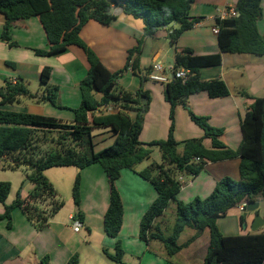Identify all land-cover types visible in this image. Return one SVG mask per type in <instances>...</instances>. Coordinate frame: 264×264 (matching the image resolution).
<instances>
[{
  "label": "trees",
  "instance_id": "16d2710c",
  "mask_svg": "<svg viewBox=\"0 0 264 264\" xmlns=\"http://www.w3.org/2000/svg\"><path fill=\"white\" fill-rule=\"evenodd\" d=\"M117 1L125 15L143 21L144 30L138 46L129 51L126 67L112 72L81 37V31L88 22L96 21L110 26L117 19L113 14L114 5L107 0H0V14L6 20L1 34L3 41H11V29L15 22L35 17L39 19L49 42L48 50H36L37 55L56 56L75 46L84 51L89 64L88 74L80 84L81 105L73 110L74 120L71 122L5 108L19 104L21 98L58 107L60 89L51 83L52 68H43L39 92L33 93L31 82L22 77L15 82L6 79L0 86V159L9 156L12 162L8 168L25 167L30 170L32 174L29 180L35 184V189L27 198L19 195L13 204L6 205L11 185L0 182V203L4 204L0 224L7 221L11 227L12 213L18 208L39 231L44 230L49 226L52 215L63 207V202L58 200V192L44 172L58 167L78 168L73 199L79 205L81 172L92 165H100L110 184L109 207L103 227L108 237L117 239L124 221V205L116 182L123 170L136 171L139 165L150 160L151 148L158 146L162 162H153L138 172L141 178L152 184L158 195L142 218L140 239L147 245L154 242L161 244L171 259L208 229L210 245L204 264H264V232L225 236L217 225L218 219L234 207L254 202L260 196L264 198V97H254L247 91L240 93L253 103L242 121L243 143L237 152L222 143L221 129L212 127L208 118L195 115L187 105L191 95L201 92L212 99L230 95L223 80L203 81L199 77L202 68L221 64V53L264 56V36L258 30L264 0H238L235 7L238 17L216 19L219 54L200 57L195 56L191 49L181 52L174 49L173 71L186 69L191 72V77L186 82L171 78L165 84L171 119H174L177 107L182 105L188 109L191 120L204 131V138L184 142L183 153L178 151L179 143L174 136L173 125L165 140L151 144L141 142L143 115L150 104V93L142 89L132 93L118 89L117 85L129 67L138 74V55L145 39L166 29L170 32L173 46L184 32L201 22L202 18L191 14L198 0ZM174 21L176 25L170 28ZM110 105L119 110L107 112ZM134 109L137 114L132 118L128 111ZM95 128H111L115 136L113 144L96 151L92 134ZM205 139H211L212 148L204 145ZM236 157L241 158L239 181L225 177L207 198H196L189 203L178 200L183 187L180 178L184 173L197 176L208 163ZM47 203L49 209L45 208ZM172 203L176 205V221L171 235H167L161 222ZM75 218L83 220L84 215L79 211ZM186 228L195 230L196 234L185 245H179V236ZM114 251V255L107 250L104 254L114 264H125L120 241L116 243ZM41 264H49V257H44ZM66 264H80L78 255H73Z\"/></svg>",
  "mask_w": 264,
  "mask_h": 264
},
{
  "label": "crops",
  "instance_id": "0c3cea01",
  "mask_svg": "<svg viewBox=\"0 0 264 264\" xmlns=\"http://www.w3.org/2000/svg\"><path fill=\"white\" fill-rule=\"evenodd\" d=\"M225 2L235 8L238 0L215 2L198 0L192 8L191 14L193 17L202 18L201 22L195 24L193 29L184 32L173 48L179 52L191 49L195 56L200 57L219 54L218 34L213 32V28L216 26V18ZM113 14L117 19L110 26L102 25L96 21L88 22L81 31V37L94 50L103 64L110 71L116 72L126 67L129 51L137 47L138 40L143 37L144 25L132 21V17L125 15L120 6L114 7ZM5 22V17L0 14V86L6 79L15 82L18 77H22L32 84L40 83L43 68L50 67L52 68L51 83L60 89L58 107L49 104H30L25 110L16 109L14 105L5 108L50 116L67 122L73 121V110L81 105L82 100L80 84L89 71L84 51L72 46L56 56H39L36 54V50H48L49 48L46 33L39 19L33 17L15 22L11 29V41L9 42L1 39ZM168 41H170V32L166 29L158 31L152 38L145 39L141 53L138 55L140 70L138 74H135L129 67V75L123 76L119 80L118 84L121 89L135 93L139 89L137 85L134 86L137 78L142 80L141 77H144L146 83L154 62H166L168 59L170 50ZM136 57L137 54L134 58ZM221 57L222 62L219 66L202 68L199 77L203 81L223 80L230 95L225 98L212 99L207 93L201 92L191 95L187 100V105L195 115L208 118L212 127L221 129L223 131L220 138L222 143L226 148L237 152L243 143L242 121L253 103L252 100L241 96L240 93L247 91L254 97H264V56L221 53ZM163 86L164 90L160 88L159 95L156 97L157 111L159 114L162 112L168 114L170 105L166 101L165 84ZM150 97L146 122H148V116H154L152 115V94ZM20 103L23 102L20 101ZM182 108L185 107L182 105L177 107L178 114L185 112ZM131 111L137 114L135 109ZM188 128L191 129V138H204V131L196 124H188ZM187 137L184 138L185 141L189 139ZM112 138H115L114 133ZM178 143L182 145L181 142ZM204 145L208 149L212 148L211 139H205ZM161 162L162 158L158 160V163ZM240 163V157L208 163L204 171L217 167L219 171L218 174H214L215 176H212L209 171L207 173L202 171L199 175L192 176V180L188 179L187 181H184L185 178L181 176L183 187L178 195V200L189 203L196 198H207L222 178H233L232 175L240 178ZM136 171L123 170L120 179L116 182L124 205V221L117 239L108 237L103 227L110 200L108 176L102 167L92 165L81 172V202L88 199L97 217L94 223L91 220L92 216L87 214L89 212L83 213L84 218L81 221L87 229L89 237L83 238L79 236L81 231L76 233L71 228L74 234H78L76 236L80 238L78 245L73 247L64 231L67 227L62 221L54 219L44 230L37 231L22 212L14 210L12 226L9 227L7 221L0 224V264H39L43 255H50L49 264H66L75 254L78 255L80 264H114L104 254V251L107 250L108 253L114 251L118 241L121 242L126 254L140 257L138 264H188L182 260L178 261L182 258V250L169 259L164 247L159 243L157 244L161 248L160 252L154 249L155 242L147 245L145 249L144 242L140 239V224L144 214L158 195L152 184L138 175L141 170L137 169ZM56 174L64 177L67 185L70 181L74 183L77 176L76 169L59 171ZM47 178L56 188V182L52 180L51 176L48 175ZM56 189L58 191V188ZM254 202H259L264 207L263 197H258ZM234 208L240 209L239 206ZM231 210L217 221L218 228L223 235L243 236L264 232V227L258 230L252 229L253 215H251L246 220L244 229L247 231L251 228L253 232L243 233L238 214ZM3 212L4 206L0 204V214ZM72 216L73 214L69 215V220ZM46 234H49L50 239L44 237L47 236ZM150 248H153V252ZM182 259L184 260V258Z\"/></svg>",
  "mask_w": 264,
  "mask_h": 264
},
{
  "label": "rangeland",
  "instance_id": "374dc122",
  "mask_svg": "<svg viewBox=\"0 0 264 264\" xmlns=\"http://www.w3.org/2000/svg\"><path fill=\"white\" fill-rule=\"evenodd\" d=\"M261 7H262V18L258 22V30H259L260 34L262 36H264V1H262ZM132 21H134V22L137 21V22H140L144 25L143 21L140 19H135L132 17ZM128 71H129V69L126 72H124V74L120 77V79L123 76H128L129 75ZM116 72H119V71H116ZM119 80H118V83H119ZM125 80H128V79L125 78ZM136 85H137V88H139L137 91H139L140 89H142L144 91H148L150 94H152V100H153L152 101V104H153L152 115H154V116L153 117L148 116V118H147L148 122H146V116L148 113L146 112L143 115L144 116V124H143L142 134L140 137V140L142 143L151 144L155 141L165 140L170 133V129H171L172 125L174 127V136L178 142H181L180 144H182L185 141L184 138H186L187 136H189V137H187V138H189L188 140L193 139L190 137V136H192V133H191V129L188 128V124L189 125H195V124L191 120V116H190L187 108H182L185 110V112H183V114H178L177 110H176L177 114L175 113L174 119H171L170 110H169L168 114L166 112H162L161 114L158 113V111H157L158 110V103H157L156 97H157V95H159V89L164 88V86H163L164 84L157 83V82H154V81L149 80V79H147L146 83H145V81L137 78L134 86H136ZM117 88L121 89L120 84L117 85ZM30 89L33 93L39 92L40 91V83L39 82L33 83V84L31 83ZM20 101L23 103L15 104L14 106H16V109L18 108L20 110H25L28 105H30V104L35 105L36 104V102H33L28 98H21ZM169 109H170V106H169ZM159 110H161V108H159ZM128 113L132 118L136 117V113H134L133 111L130 110V111H128ZM145 122H146V124H145ZM158 129H160V130H158ZM92 134H93V141L95 144L96 151H101L104 148L112 145L114 142V139L112 138L113 132H112L111 128H95L93 130ZM158 136H161V137H158ZM158 138H161V139H158ZM151 149L153 152L151 159L148 161H145L144 163L139 165L137 167V169L143 170L147 166H149L151 163L158 162V160H160L162 158V153H161L160 148L158 146H153ZM178 151L180 153H183V151H184V145L183 144L178 146ZM11 162H12V159L9 156H6L5 158L0 159V181L1 182H8L11 185V191H10L8 199L6 200V205L13 204L17 200L19 195L22 198H27L31 194V192L35 189V184L29 180V176L32 174V172L30 170L25 169V167H18L16 169L8 168V164H10ZM68 169H76L77 174L79 173V169L75 168V167L74 168H68V167L67 168H59L58 167V168H51L49 170H46L44 172V175L46 177L48 175L51 176L52 180H54V182H56L55 186H56V188H58V191L56 188L55 189L58 192V196H59L58 200L63 202V207L57 213L52 215V217L50 218L49 224L54 219L62 221L67 227V228H65L64 231L66 232L68 239H70V245L74 247V246L78 245L80 238L78 236H76L78 234H74L73 230L71 229L72 228V221L69 220V215L73 214V216L76 217V213H77L76 210H77V208H79V211H81L82 213L89 212L87 214H90L92 216L91 220L94 223L96 222L97 217H96V213L93 209V206L91 205L90 201H88V199H86L84 202L80 201L79 205H77L75 203V201L73 199V186H74L75 180H74V183H72V181H70V183L67 185L65 182V178L62 177L61 175L56 174L59 171H66ZM207 171H209L212 174V176H215L214 174H218L219 170L217 167H214V168H211L210 170H207ZM207 171L205 170L204 172L207 173ZM182 176L185 178L184 181H187L188 179L192 180V178H193L192 175L187 174V173H184ZM232 176H233V178L230 177L232 180H234V181L240 180L239 177L237 178V177H235V175H232ZM81 177H82V173H81ZM0 204H2V203H0ZM2 205L4 206V204H2ZM45 208L46 209L50 208L48 203L45 205ZM175 208H176V205L174 203H172L170 205L169 209L166 211V216L163 217V220H162L163 222H161V224H162L163 228L165 229L167 235H171V233L173 231V227L175 226V221H176ZM16 210L18 212H22L18 208ZM231 212L238 214V219L240 222V228L242 229L243 233L244 232H253L251 228H249L247 231L244 229L245 224H246V220H248L250 217V215H249V217L245 218L246 210L241 211L240 209L238 210L237 208H234L233 210H231ZM243 217L245 219V223L242 222ZM76 219L80 220L79 218H76ZM241 222H242V224H241ZM251 227H252V225H251ZM99 228H100V226H99ZM36 230L39 231L37 228H36ZM47 233H49V232H47ZM195 234H196L195 230H193L191 228H186L181 233V235L179 236L178 244L179 245H185L188 242V240L191 239ZM46 235L47 236H44V237H46V239H50V236H48L49 234H46ZM79 236H81L83 238L89 237L87 229L84 226L81 229V234ZM144 245H145L144 247L146 249L147 244L145 242H144ZM209 245H210V232L207 229L202 233V235L198 239H196L194 241V243H191L189 246L184 247L182 249V258H184V260L181 258L178 261L182 260V262H186L188 264H204L205 257L208 253ZM153 246L157 252L161 251V248L157 243L153 244ZM122 249H123V247H122ZM150 250L153 252V248H150ZM109 252H110V254H113V255L115 254V251H109ZM123 252H124V254H123L122 261L125 264H138L140 262L139 261L140 257L138 255L132 256L131 254H126L127 252L124 251V249H123ZM165 253H166V251H165ZM47 256L50 259V255H43L42 259L44 257H47ZM187 259H188V261H187ZM41 261L42 260H40L38 263L41 264Z\"/></svg>",
  "mask_w": 264,
  "mask_h": 264
},
{
  "label": "built area",
  "instance_id": "2783aa9c",
  "mask_svg": "<svg viewBox=\"0 0 264 264\" xmlns=\"http://www.w3.org/2000/svg\"><path fill=\"white\" fill-rule=\"evenodd\" d=\"M210 2H215L218 0H208ZM239 14L236 11L235 8L229 6L226 2L223 6V8L219 11V14L216 19L225 20L228 18L238 17ZM214 33H219V27L215 26L213 28ZM174 65L166 66V62L164 61H155L152 65V71L149 74V79L161 83V84H167L171 76H174L176 79H181L183 82H186L191 77V72L186 69H179L176 72L173 71ZM119 109L113 105H110L107 107L106 111L109 113H113L118 111ZM246 203H243L239 206L241 211L246 210ZM70 220L72 221V228L74 232L79 233L81 229L83 228V223L76 219L74 216L70 217Z\"/></svg>",
  "mask_w": 264,
  "mask_h": 264
},
{
  "label": "water",
  "instance_id": "95a60500",
  "mask_svg": "<svg viewBox=\"0 0 264 264\" xmlns=\"http://www.w3.org/2000/svg\"><path fill=\"white\" fill-rule=\"evenodd\" d=\"M110 4L114 5V7L119 6V1L117 0H107ZM176 25V22H172L170 24V28L174 27ZM170 50H169V57L166 60V66L174 65L175 59H174V48L171 44V41H168ZM171 78H174V76H171ZM145 103V101H144ZM29 182V181H28ZM27 182V183H28ZM76 212H79V208H77ZM249 215H253V222H252V229L258 230L262 227H264V207L261 206L259 202H251L246 205V213L245 218L249 217ZM246 226V224H245Z\"/></svg>",
  "mask_w": 264,
  "mask_h": 264
}]
</instances>
